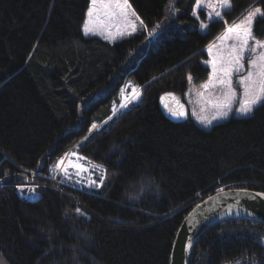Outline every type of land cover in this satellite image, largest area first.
Segmentation results:
<instances>
[{
  "label": "trees",
  "instance_id": "1",
  "mask_svg": "<svg viewBox=\"0 0 264 264\" xmlns=\"http://www.w3.org/2000/svg\"><path fill=\"white\" fill-rule=\"evenodd\" d=\"M90 2L0 0V256L6 264H170L176 234L196 205L220 188L264 192V104L251 117L209 130L189 118L173 121L160 106L168 92L184 100L189 75L195 87L208 80L206 48L225 30L224 20L264 9V0H232L205 33L193 16L195 0H174L175 15L169 0H129L147 28L115 43L84 34ZM254 34L264 39V19H257ZM127 84L140 90L138 101L105 123ZM93 123L104 124L89 132ZM70 151L107 170L104 186L68 182L61 174L54 181L50 169ZM25 177L39 185L34 198L17 187ZM237 261L264 264V224L212 227L190 264Z\"/></svg>",
  "mask_w": 264,
  "mask_h": 264
},
{
  "label": "snow or ice",
  "instance_id": "2",
  "mask_svg": "<svg viewBox=\"0 0 264 264\" xmlns=\"http://www.w3.org/2000/svg\"><path fill=\"white\" fill-rule=\"evenodd\" d=\"M232 8V0H195L193 5V16L199 19L200 10H207V19L223 20V17ZM168 11L175 15L178 11L174 7V0H169ZM104 16V21H100V16ZM258 18L264 19V9L260 7L252 8L247 11V14L237 23L233 22L231 25L224 20L225 30L223 34L218 37L219 45H210L208 53L211 59L206 63L211 65V73L208 80L200 85L202 91L196 92L198 101L202 104L201 111L210 107L213 110L211 118L206 115H196L193 111L192 115L196 116L197 120L205 127L212 124L213 121L227 119L234 109V104L237 102L238 87L241 90L238 107L235 111L241 116H248L254 112L258 105L264 104V41L258 39L253 32V27ZM202 29H207L209 25L201 21ZM160 24L157 23L149 35H153ZM147 26L139 15L133 10L129 0H91L90 7L87 11V19L83 26L84 33L96 34L99 30L100 34L109 41H115L124 36H131L138 30L146 29ZM231 41L232 43H228ZM215 49V51H213ZM247 55V70L245 69V60ZM244 75H238L245 73ZM234 75L238 79L234 82ZM188 81L192 83L191 75L188 76ZM219 89L220 96L213 97L210 90ZM124 90L122 89V92ZM207 94V95H206ZM167 96L176 100L174 94L168 93ZM140 92L133 91L132 97L139 99ZM127 99V97H125ZM163 102L164 97H161ZM126 104H121V107H126ZM164 107L174 118H185L187 113L184 105L179 102L175 106L165 104ZM111 119V118H110ZM98 125L93 123L89 132L96 130ZM76 157L77 161L85 160V157L79 156L76 152L70 154ZM69 158V154L58 158L57 162L50 169V173L61 174L65 180H71L73 173L69 172V168L75 169L74 175L76 183H83L84 173L94 172L99 170V176L92 179L91 176L87 178V186L90 188H100L104 186L107 176V170L101 165H93L89 161V166L85 164L72 162L65 165V159ZM8 175L7 173L4 174ZM55 179V176L52 177ZM25 183L18 185L19 191L22 193L27 189L28 193L34 198L37 195V188L39 185H30L27 177L24 178ZM63 182V181H61ZM247 194V189H242ZM224 189H218V193H223ZM255 196L264 197V193H256ZM209 199H212L211 197ZM199 207V205H197ZM77 214L84 215L85 213L77 207L75 209ZM192 247V240L189 238L186 241L184 250L188 251ZM0 264H6L5 259L0 256ZM236 264H239L237 261ZM253 264H256L253 261Z\"/></svg>",
  "mask_w": 264,
  "mask_h": 264
},
{
  "label": "water",
  "instance_id": "3",
  "mask_svg": "<svg viewBox=\"0 0 264 264\" xmlns=\"http://www.w3.org/2000/svg\"><path fill=\"white\" fill-rule=\"evenodd\" d=\"M174 94L176 100L166 94ZM160 103L163 113L173 121H184L187 118H174L164 105L175 106L177 102L187 108L184 101L175 93L168 92ZM256 193H264L247 189L245 194L242 189L224 190L223 193H215L200 202L188 213L180 226L171 252L170 264H190L193 249L201 236L209 229L224 222L249 220L264 224V197L255 196ZM212 199H209V198ZM191 238L192 247L185 251L186 241Z\"/></svg>",
  "mask_w": 264,
  "mask_h": 264
},
{
  "label": "rangeland",
  "instance_id": "4",
  "mask_svg": "<svg viewBox=\"0 0 264 264\" xmlns=\"http://www.w3.org/2000/svg\"><path fill=\"white\" fill-rule=\"evenodd\" d=\"M132 8H133V7H132ZM133 10H134V9H133ZM206 14H207V10H206V9H202V10H200V13H199V17H200V18L198 19V20L200 21V23H201V21H203L204 23H207V24L209 25L212 21L216 20V19L211 20V21L208 20ZM239 18H242V17H239ZM239 18H238V20H239ZM86 19H87V18H86ZM104 19H105L104 16L101 15V16H100V21L103 22ZM238 20H236V21H234V22H237V23H238V22L240 21V20H239V21H238ZM85 22H86V21H85ZM232 23H233V22H232ZM232 23H231V24H232ZM231 24H229V25H231ZM254 25H255V24H254ZM207 30H208V28H207V29H202V28H201V31H202L203 33H205ZM139 31H140V30H138L136 33H138ZM83 32H84V31H83ZM223 32H224V31H223ZM223 32L219 35V37L223 34ZM253 32H254V27H253ZM136 33H134V34H136ZM84 34H85V33H84ZM134 34H133V35H134ZM85 35H86V34H85ZM254 35H255V34H254ZM86 36H87V37H99V38H102V39L106 40V39L104 38V35L100 34L99 30L97 31L96 34H87ZM131 36H132V35H131ZM127 37H130V36H124V37H122V38H118V39H116L115 41H109V40H106V41H108V42H110V43H115V42H117V41H119V40H122V39H124V38H127ZM258 39H259V38H258ZM260 40L264 41V39H260ZM219 43H220V41L218 40V37H217V39H216L214 42H212L210 45H213V44H215V45H219ZM228 43L230 44V43H232V42L229 41ZM210 45H209V46H210ZM209 46H208V47H209ZM208 47L206 48V51H207V54H208V56H209V53H208ZM213 51H215V49H213ZM209 59H211L210 56H209ZM209 59H208V60H209ZM206 64H207V65L210 67V69H211V65L208 64V63H206ZM245 69L247 70V55H246V60H245ZM244 74H246V72H245V73H240V74H238V75H244ZM237 79H238V76H237V75H234V77H233L234 82H235ZM134 90L140 92L139 89H136V88H135L134 86H132L131 84H127V85L124 87V91L122 92V102H121V104H126L127 106H126V107H121V104H120V105L114 107V111H113V115H112L111 119H112L114 116L118 115L120 112L127 110V109L133 104V102L138 101V99H134V98L132 97V93H133ZM202 90H203V89H201L200 87H195V86L193 85V83H191V84L189 83L188 89H187L186 94H185V96H184V101H185L186 108H187V115H188V118L191 119V120H193L195 124H197L199 127L203 128V129L209 130V129H211L212 127H214L215 125L220 124V123H224V122L230 120L231 118H248V117H251V116L253 115V113H254V112H253L252 114H250V115H248V116H241V115H239V114L235 111V107H238L239 99L241 98V96H240L241 90L237 87V88H236V91H237V102L234 104V109H233L232 113H230L229 117H228L227 119H224V120L213 121L211 125L205 127L204 125H202V124L197 120L196 116L192 115L193 111L196 112V115H197V116H199V115H206V116H208L209 118H211V115L213 114V110H212L210 107H207L206 110L201 111L202 104L198 101V97L196 96V92H198V91H202ZM210 91H212V93H213V97H214V98H215L216 96H220V95H221V91H220L219 89H214V90H210ZM206 95H207V94H206ZM125 97H127V99H126ZM259 106H260V105H258V106L256 107V109H257ZM256 109H255V110H256ZM255 110H254V111H255ZM111 119L109 118L107 121H105V123H106V122H109ZM103 124H104V123H103ZM103 124L99 125L98 128H97L96 130H98L99 128H101V127L103 126ZM94 131H95V130H93V131H91V132H94ZM71 153H72L71 151L67 153V154H69V158H66V159H65V165H67V164L69 163V159H71V161L74 162V163H75V162H78V163L85 164L86 166H89V164H88L86 161H84V160L77 161V160H76V157H72V156H70ZM69 172H70V173H73V177H72L71 180H68V182H74V181H76V177H75V175H74L75 169H73V168H69ZM33 175H36V174L33 172ZM97 175H98V174L95 173V172L84 173V174H83V177H84V181H83V182H85V180H86L89 176H91L92 179H96V178L98 177ZM52 177H53V176H52ZM61 178H62V177H60V174L56 173L54 181H57L58 179L60 180ZM78 184H82V183H78Z\"/></svg>",
  "mask_w": 264,
  "mask_h": 264
}]
</instances>
